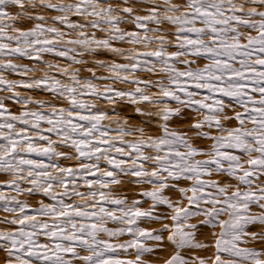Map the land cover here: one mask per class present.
I'll return each mask as SVG.
<instances>
[{
    "label": "snow or ice",
    "instance_id": "obj_1",
    "mask_svg": "<svg viewBox=\"0 0 264 264\" xmlns=\"http://www.w3.org/2000/svg\"><path fill=\"white\" fill-rule=\"evenodd\" d=\"M0 177V264H264V0H0Z\"/></svg>",
    "mask_w": 264,
    "mask_h": 264
},
{
    "label": "rangeland",
    "instance_id": "obj_2",
    "mask_svg": "<svg viewBox=\"0 0 264 264\" xmlns=\"http://www.w3.org/2000/svg\"><path fill=\"white\" fill-rule=\"evenodd\" d=\"M25 63H28V61H24ZM15 110V109H14ZM124 114H127V115H132L133 114V110L131 108H127L125 110V113ZM0 179H3V177H0ZM123 190L125 192H127L129 198H135V192L138 191L137 188H135V186H132V185H124L123 186ZM37 202V198H32L30 200V203L32 204H35ZM145 208L148 207L147 204L144 205ZM3 215H6L5 213L3 212H0V216H3ZM3 227H7V225H0V228H3ZM151 227L153 228H158L160 227V225L158 224H152ZM216 231L218 232L219 229H216ZM202 235H200V239L201 240H204L205 242L207 243H212V236H211V229H202ZM170 251L171 249L168 248L166 251H162L158 254L157 257H147V259L151 260L153 262V264H164V260L167 259L168 255L170 254ZM213 249L209 248L207 251H201V252H198L197 254L200 255V256H204V257H210L212 256L213 254ZM2 253V252H1ZM2 256H3V253H2Z\"/></svg>",
    "mask_w": 264,
    "mask_h": 264
},
{
    "label": "bare ground",
    "instance_id": "obj_3",
    "mask_svg": "<svg viewBox=\"0 0 264 264\" xmlns=\"http://www.w3.org/2000/svg\"><path fill=\"white\" fill-rule=\"evenodd\" d=\"M3 256H2V253L0 252V258H2Z\"/></svg>",
    "mask_w": 264,
    "mask_h": 264
}]
</instances>
